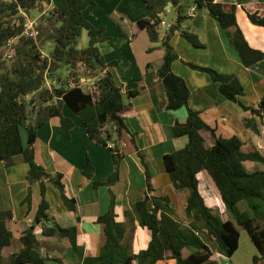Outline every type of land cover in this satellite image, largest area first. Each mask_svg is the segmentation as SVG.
<instances>
[{"label":"trees","instance_id":"trees-1","mask_svg":"<svg viewBox=\"0 0 264 264\" xmlns=\"http://www.w3.org/2000/svg\"><path fill=\"white\" fill-rule=\"evenodd\" d=\"M43 1L0 0V48L16 39L15 59L0 63V162L10 167L15 157L22 156L28 165V193L21 203L27 206L28 213L33 200V185L38 184L41 189L35 220L20 238L22 249L8 258L3 253L12 246L14 238L8 228L13 212H0V264H51L49 258L41 253L43 244L36 235L39 226L43 237L56 238L71 253L79 254L80 264H157L164 260H174L175 264H213L211 258L214 253L233 257L239 249L241 229L249 234L257 248L259 255L254 257L253 264L264 261V152L256 149L245 152L244 144L238 137L218 138L215 130L189 107V87L173 72V63L179 60V55L172 39L180 33L196 48L205 45L197 35L182 30V24L187 20L184 0H139L151 14L148 19L139 21L135 28L145 30L151 43H161L164 50L159 76L168 98L167 110L186 108L188 112L186 122H176L172 128L175 138L186 137L188 143L182 150L166 155L164 160L174 188L189 191L186 217L190 222L188 226H183L176 221L170 199L152 194V176L145 157L137 148L145 170L146 192L144 199L134 204L132 212L139 226L151 232L152 240L147 249L136 255L130 253L125 245L128 226L117 221L116 198L111 193L108 211L96 221L102 232L100 254L97 257L83 256L77 242V228H63L51 216V206L46 198L48 185L59 190L69 211L75 212L77 208L76 202L66 195L63 175L52 177L37 163V132L51 119L60 118L61 134L69 139L75 124L64 115L63 107L69 108L82 119L89 139L108 147L112 153L115 172L105 184L94 183L96 188L102 185L112 187L120 179L119 169L124 158L118 142L128 131L123 115L126 105L122 88L115 83L110 72H105L91 93L67 86L70 78L78 76L81 65L97 72L117 65L111 63L107 66L101 60L98 44L103 40L104 29L96 28L84 15L91 1L62 0L57 8L48 12L39 28V36L36 39L26 38L23 36L26 15L35 10L43 12ZM193 2L199 9H206L221 28L229 32L245 65L264 60V53L252 50L245 40L237 23L235 5L215 0ZM169 6L176 14V21L161 39L160 25ZM243 8L254 25L264 27V17L255 5H243ZM84 31L89 38L88 47L79 49ZM46 44H53V50L48 57H42V48ZM153 50L150 48L148 51ZM186 64L208 74L219 84L220 92L227 100L240 105L250 114L243 120L245 128L255 135L261 134L264 128V98L256 107H247L241 102L245 89L236 77L221 74L212 68ZM63 67L69 68L66 78L59 73ZM55 79L61 82V87L48 88L46 81ZM30 96L32 99L25 101ZM129 96L133 97L134 93ZM59 101L62 108H59ZM23 129L27 131L26 145L22 141ZM202 132L211 134L212 146ZM247 163L259 164L262 169L250 171ZM202 171L213 179L230 220L223 222L207 206L199 190L198 175ZM83 175L93 179L94 167L90 160L84 166Z\"/></svg>","mask_w":264,"mask_h":264},{"label":"crops","instance_id":"crops-1","mask_svg":"<svg viewBox=\"0 0 264 264\" xmlns=\"http://www.w3.org/2000/svg\"><path fill=\"white\" fill-rule=\"evenodd\" d=\"M45 1L48 5L44 6L43 12L32 11L29 15L45 21L48 12L57 8L62 0ZM89 1L91 3L84 11L85 17L96 28L104 29L103 40L98 44L101 60L107 66L117 63L114 67L99 71L112 74L115 83L122 88L126 105L123 115L128 131L118 142L124 154L119 169L120 179L112 187L94 186L95 182L105 184L115 172L113 155L108 147L89 139L82 119L66 106V110L63 107V113L75 124L71 137L67 139L61 134L60 118L51 119L37 132L35 159L52 177L63 175L66 195L76 202V211H69L61 199L59 190L50 185L46 198L51 206V216L59 226L77 228V242L84 257H97L100 254L102 232L96 221L108 211L111 193L116 198L117 221L128 226L125 245L131 254L136 255L147 249L152 240L151 232L139 226L132 212L134 204L143 200L146 192L145 170L137 148L145 157L146 166L152 176V194L167 196L170 199L176 221L183 226H188L190 222L186 217L189 191L174 188L164 160L166 155L182 150L187 145L188 139L175 138L172 128L176 122L185 123L188 112L186 108L167 110L168 98L159 76L164 50L161 43H151L145 30L135 28L139 21L149 18L151 12L147 7L139 0ZM215 2L236 6L237 23L249 47L264 53V27L254 25L243 8V5H255L264 17V0ZM184 3L187 6V20L182 24V30L197 35L205 45L203 48H196L180 33L172 39V45L179 55V60L173 63V72L189 87V107L198 112L206 124L215 130L218 138L238 137L244 144L245 152L251 149L264 152V128L260 135L247 130L243 120L250 114L240 105L227 100L221 94L219 84L208 74L194 70L186 64L212 68L221 74L236 77L245 89L241 102L247 107H256L264 98V60L245 65L229 32L223 30L206 9H199L193 0H184ZM169 12H174L171 6L168 7ZM174 15L170 22L165 19L164 21L168 24L174 23L175 12ZM166 32L161 29V39ZM83 35L84 33L82 37ZM87 40L89 43V38ZM150 48L154 50L149 52ZM130 93H134V96L130 97ZM21 135L26 145L27 131L23 129ZM202 136L210 146L213 145V137L209 132H202ZM87 160H90L94 167L92 180L83 175ZM250 164L262 169L259 164ZM28 170L22 156L15 157V162L10 167L0 162V212H13V220L8 223V228L14 236L10 247L12 254L21 251L20 238L34 222L41 199L40 186L35 184L32 187L33 200L29 213L27 206L21 204L28 193ZM198 179L199 190L207 206L223 222L230 220L210 175L202 171ZM37 228L39 241H58L56 238L40 237L41 226ZM15 240L17 245H13ZM64 255L63 260L68 264L81 263L79 254L67 252ZM258 255L249 234L241 229L239 249L233 257L227 258L214 253L211 261L213 264H253L254 257ZM157 264H175V261L164 260ZM258 264H264V261Z\"/></svg>","mask_w":264,"mask_h":264},{"label":"built area","instance_id":"built-area-1","mask_svg":"<svg viewBox=\"0 0 264 264\" xmlns=\"http://www.w3.org/2000/svg\"><path fill=\"white\" fill-rule=\"evenodd\" d=\"M45 2H46L45 0L42 2L43 7L48 5ZM37 12L39 13L40 11ZM44 22L45 21H42L37 17H32L29 14L26 15V22L24 25L23 36L26 38L36 39L39 36V28L41 25L44 24ZM160 27L161 29H165L167 31L171 28V24L162 21ZM15 44H16V39H13L10 40L5 47L0 48V63H4V62L9 63L15 59L16 56ZM42 57L45 56L42 54ZM79 68L80 69L78 70V76L70 78L67 82V86L69 88H78L82 90L84 93H91L96 87L98 81L104 77L105 72L93 71L90 70L89 68H86V66L84 65H81ZM46 86L50 89L53 87L60 88L61 82H59L57 79L47 80Z\"/></svg>","mask_w":264,"mask_h":264},{"label":"rangeland","instance_id":"rangeland-1","mask_svg":"<svg viewBox=\"0 0 264 264\" xmlns=\"http://www.w3.org/2000/svg\"><path fill=\"white\" fill-rule=\"evenodd\" d=\"M174 16H175L174 12H169L165 16L164 19L167 22H170L174 18ZM83 33H84V35H83V37H81L80 42H79V47H78L79 49H85V48L88 47L87 32L84 31ZM52 50H53V44H46L42 48V54L45 57H48ZM59 73H60L62 78L68 77L69 68L63 67L60 70ZM31 99H32V96H30L29 99H25V101L27 100V102H29ZM65 110H66V107H65ZM23 135H25V132H23ZM247 168L250 171H254V170L260 169V166H259V168L258 167H254V166H252V164L248 163ZM36 231H39V229L37 228ZM41 236L42 235L40 234V237ZM15 244L17 245V240H15L13 245H15ZM42 244L43 245L41 247V253H42L43 256L49 258L51 264H68V262L64 261L63 259L65 258L64 254L67 253V252H70V251H68V249L65 248L59 241H53L52 243H49V242L46 241V243L42 242ZM11 254H12V250L10 248H8V249H6L4 251V255H5L6 258H8Z\"/></svg>","mask_w":264,"mask_h":264},{"label":"water","instance_id":"water-1","mask_svg":"<svg viewBox=\"0 0 264 264\" xmlns=\"http://www.w3.org/2000/svg\"><path fill=\"white\" fill-rule=\"evenodd\" d=\"M59 108H62V103L59 101Z\"/></svg>","mask_w":264,"mask_h":264}]
</instances>
